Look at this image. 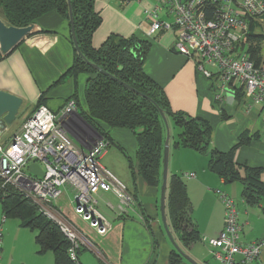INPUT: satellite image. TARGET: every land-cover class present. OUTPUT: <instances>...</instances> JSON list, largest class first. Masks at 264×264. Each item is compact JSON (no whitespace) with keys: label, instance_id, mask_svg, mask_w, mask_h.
I'll return each mask as SVG.
<instances>
[{"label":"crops","instance_id":"obj_1","mask_svg":"<svg viewBox=\"0 0 264 264\" xmlns=\"http://www.w3.org/2000/svg\"><path fill=\"white\" fill-rule=\"evenodd\" d=\"M154 4L155 0H95L94 10L101 24L93 34V48L99 50L113 36H136L149 41L151 47L143 69L164 89L171 109L208 121L213 129L211 144L218 152L227 153L239 145L237 163L263 169L261 181L264 182V121L260 109L246 104L244 111H240L238 106L242 103L236 99L232 105L227 103L219 109L215 105L210 82L198 72L195 62L173 48L174 31L149 35L152 20L147 11ZM0 18L7 23L2 13ZM35 25L37 31L8 54L0 51V91L9 92L24 101L15 123L0 131L2 142L7 144L20 131L41 99L44 106L58 115L73 101L76 108L69 114L72 138L87 150L91 146V135L101 134L86 119L89 114L86 87L91 76L85 73L76 78L69 75L76 58L71 24L53 11L39 18ZM255 34L264 35V28L255 27ZM262 48L264 51V44ZM94 123L110 142L109 150L100 160L101 165L126 185L136 205L123 210L114 193H97V208L111 223L110 231L100 235L76 214L75 192L70 187L63 190L52 208L81 234L84 240L79 252L81 264H171V256L176 249L162 221V183L158 187L150 186L139 175L138 143L131 130L109 128L97 120ZM168 123V184L173 176L185 184L195 231L202 239L215 238L224 230L225 207L218 195L221 192L237 205L241 243L262 245L260 256L245 264H264V197L257 205L248 204L243 197L242 183H226L209 170L207 155L191 148L177 147L182 131L173 121L168 120ZM243 135L251 138L249 144H240ZM166 137L167 131L165 140ZM189 174H195V178L188 177ZM168 193L167 185L165 209L168 227L175 244L187 258L181 255V264H223L201 239L187 246L172 231ZM37 234L22 227L17 219L0 214V264H27L26 259H31V264H54L52 252H41Z\"/></svg>","mask_w":264,"mask_h":264},{"label":"built area","instance_id":"obj_2","mask_svg":"<svg viewBox=\"0 0 264 264\" xmlns=\"http://www.w3.org/2000/svg\"><path fill=\"white\" fill-rule=\"evenodd\" d=\"M147 15L152 20L149 35L174 31L173 48L195 62L198 72L210 82L219 109L227 105V89L235 93V99L242 91L245 103L260 109L264 121V56L257 61L239 50L250 37L252 23L264 19V0H155ZM75 108L72 101L58 115L43 105L7 144L0 133V180L2 187L13 186L51 217L70 242L72 262L81 264V234L46 205H52L70 187L75 192L76 214L98 234L106 235L111 223L97 208V193H114L123 210L132 209L136 200L126 185L100 163L109 150V140L91 135L87 150L73 140L69 114ZM32 164L42 168L43 178L28 171ZM188 177L195 178V174ZM218 195L225 207V227L215 238H202V243L223 264L252 262L260 256L262 245L241 243L237 205L225 194Z\"/></svg>","mask_w":264,"mask_h":264},{"label":"trees","instance_id":"obj_3","mask_svg":"<svg viewBox=\"0 0 264 264\" xmlns=\"http://www.w3.org/2000/svg\"><path fill=\"white\" fill-rule=\"evenodd\" d=\"M94 4L95 0H0V13L9 26L17 28L33 25L39 18L53 11L69 22L72 19L80 54L76 51L69 75L75 78L83 73L91 76L86 87L89 107L86 119L107 140L108 136L98 129L94 121H102L109 128L128 129L135 134L138 143V173L147 184L158 187L162 183L166 134L159 112L162 110L167 120L173 121L182 131L176 142L177 147L191 148L207 155L211 172L226 183H242L246 202L250 205L259 204L264 197V182L261 181L263 169L237 163L236 150L239 145L227 153L218 152L211 144L213 129L208 121L171 109L164 89L143 69L151 47L149 41L136 36H113L99 50L93 48L92 37L101 24ZM255 27L256 23L253 22L249 39L253 37L258 43L250 49L252 55L260 61L264 35L255 34ZM236 101L245 102L242 91L237 92ZM43 105L41 99L34 111ZM240 140L241 145H247L251 138L243 135ZM168 191V214L172 231L187 246L199 241L201 238L194 229L185 184L180 178L173 176L169 180ZM0 214L9 219H17L22 227L36 231L41 252H52L55 257L54 264H74L68 253L70 242L59 226L33 200L16 188L2 187L1 180ZM181 261L180 252L173 251L171 264H181Z\"/></svg>","mask_w":264,"mask_h":264},{"label":"water","instance_id":"obj_4","mask_svg":"<svg viewBox=\"0 0 264 264\" xmlns=\"http://www.w3.org/2000/svg\"><path fill=\"white\" fill-rule=\"evenodd\" d=\"M70 24H71V34H72L73 43H74L76 51L78 52V54H80L77 48V42H76V38L74 34V27H73L72 19L70 20ZM36 31H37V26L35 24L30 25L28 27H24V28H17V27L9 26L5 21H3L0 18V51L1 53L8 54L20 42L25 40L27 37H29L31 34L35 33ZM92 66H94V68L97 69L98 71L103 72L101 69H99L95 65H92ZM125 86L128 89H131L129 86L127 85ZM225 95L227 97V103L229 105H232L235 99V93L227 89L225 91ZM23 103L24 101L22 98L16 95H13L9 92H6V91H0V131H4L7 128V126H11L15 123L20 113V110L23 106ZM159 112L163 118L166 131H167V137L165 140L164 153H163V172H162V186H161V206L160 208H161L162 221L164 224V228L167 232V235L170 241L174 244L175 249L178 252H180L182 256L185 257L181 249L175 244L173 236L168 227L167 219H166L165 197H166V191H167V185H168L169 123H168V120L164 112L162 110H159ZM28 171L31 174H34L40 178L44 177V172L38 164L30 165L28 167Z\"/></svg>","mask_w":264,"mask_h":264},{"label":"rangeland","instance_id":"obj_5","mask_svg":"<svg viewBox=\"0 0 264 264\" xmlns=\"http://www.w3.org/2000/svg\"><path fill=\"white\" fill-rule=\"evenodd\" d=\"M160 15H162V12L159 13ZM256 27H262L264 28V19L262 20V22L260 24H256ZM261 35V34H260ZM258 41H256L253 37L250 38V39H247V41L245 43H242L240 46H239V50L241 51H244V52H247V53H251V47L257 45ZM262 44H264V39L262 41ZM251 48V49H250ZM264 53V51H262V54ZM246 106V103H242L238 106V110L240 111H244V107ZM234 111V109H232V112ZM116 149V148H115ZM114 149V150H115ZM47 206V209L51 210V212H55V210L52 208V205H46ZM160 206H161V202H160ZM51 218V217H50ZM10 221V220H8ZM35 235V234H34ZM21 239H24L21 238ZM26 263L27 264H31L32 263V260L31 259H26Z\"/></svg>","mask_w":264,"mask_h":264}]
</instances>
